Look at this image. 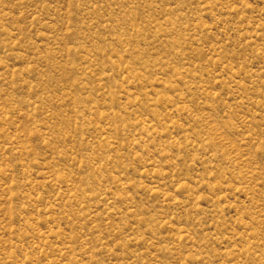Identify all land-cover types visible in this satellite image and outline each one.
I'll return each mask as SVG.
<instances>
[{"label":"rangeland","instance_id":"rangeland-1","mask_svg":"<svg viewBox=\"0 0 264 264\" xmlns=\"http://www.w3.org/2000/svg\"><path fill=\"white\" fill-rule=\"evenodd\" d=\"M0 264H264V0H0Z\"/></svg>","mask_w":264,"mask_h":264}]
</instances>
